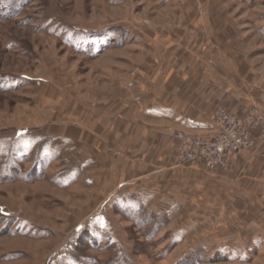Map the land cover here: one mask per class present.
Listing matches in <instances>:
<instances>
[{
  "label": "rangeland",
  "instance_id": "1",
  "mask_svg": "<svg viewBox=\"0 0 264 264\" xmlns=\"http://www.w3.org/2000/svg\"><path fill=\"white\" fill-rule=\"evenodd\" d=\"M183 33H208L220 61L264 85V0H0V264H264L240 230L219 247L224 225L193 230L133 201L105 210L111 175L55 135L95 129L84 110L111 121L135 70L160 73L155 45ZM73 168L83 183L68 188Z\"/></svg>",
  "mask_w": 264,
  "mask_h": 264
},
{
  "label": "crops",
  "instance_id": "2",
  "mask_svg": "<svg viewBox=\"0 0 264 264\" xmlns=\"http://www.w3.org/2000/svg\"><path fill=\"white\" fill-rule=\"evenodd\" d=\"M177 38L181 43L155 45L164 55L158 62L159 74L150 75L152 67L144 72L138 69L135 78L123 85L128 103L115 108L111 121L84 110L80 119L85 120L83 114L89 113L95 129L75 127L78 139L72 133L73 124H68V135L60 128L62 133L55 135L67 140L68 146L83 144L81 168L94 151L100 172L111 175L106 180L110 186L103 191L107 192L103 199L108 201L105 210L119 208L120 201L138 202L146 212L168 217L169 222L176 219L177 224H187L193 230L202 225L216 229L224 225L221 240L212 239L220 242H214L216 246L232 247L240 230L247 233L239 235L242 246L263 247L264 146L235 155L226 172H209L200 165L174 168L176 143L170 135L175 130L214 132L210 117L222 106L238 117L251 105L264 113V85L220 61L208 33H183ZM84 151L88 156L83 157ZM68 173L75 176L68 188L83 183L79 170L73 168ZM152 200L162 202V207H151Z\"/></svg>",
  "mask_w": 264,
  "mask_h": 264
},
{
  "label": "built area",
  "instance_id": "3",
  "mask_svg": "<svg viewBox=\"0 0 264 264\" xmlns=\"http://www.w3.org/2000/svg\"><path fill=\"white\" fill-rule=\"evenodd\" d=\"M211 119L216 127L210 138L181 132L172 135L177 143L174 168L196 163L210 172L227 171L234 155L252 147L256 140L264 139V118L254 107L242 117L216 108Z\"/></svg>",
  "mask_w": 264,
  "mask_h": 264
},
{
  "label": "water",
  "instance_id": "4",
  "mask_svg": "<svg viewBox=\"0 0 264 264\" xmlns=\"http://www.w3.org/2000/svg\"><path fill=\"white\" fill-rule=\"evenodd\" d=\"M80 228V227H79Z\"/></svg>",
  "mask_w": 264,
  "mask_h": 264
}]
</instances>
